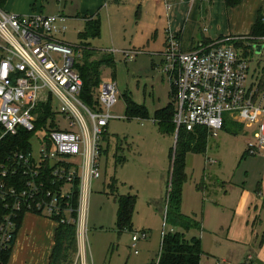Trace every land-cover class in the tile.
Returning <instances> with one entry per match:
<instances>
[{
  "label": "built area",
  "instance_id": "1",
  "mask_svg": "<svg viewBox=\"0 0 264 264\" xmlns=\"http://www.w3.org/2000/svg\"><path fill=\"white\" fill-rule=\"evenodd\" d=\"M65 19L61 14L24 15L0 8V141L31 132L26 148L0 162V249L11 248L26 213L73 225L80 236L87 232L84 209L92 180L101 176L100 137L119 89L114 79H105L98 87V109L82 100L84 82L77 68L82 46L60 38L67 31ZM243 39L221 38L185 51L181 39L169 32L159 54L160 69L171 86L177 132L206 128L217 136L227 113L252 129L246 155L256 156L264 154V60H257L250 74V59L232 44ZM257 42L264 44V36ZM141 52L132 50L124 56L133 59ZM47 93L60 101L61 108L55 110L68 128L49 118L39 120L41 95ZM147 238L145 230L132 236L135 254L137 243ZM247 264H254L252 256Z\"/></svg>",
  "mask_w": 264,
  "mask_h": 264
},
{
  "label": "rangeland",
  "instance_id": "2",
  "mask_svg": "<svg viewBox=\"0 0 264 264\" xmlns=\"http://www.w3.org/2000/svg\"><path fill=\"white\" fill-rule=\"evenodd\" d=\"M65 1H68V9L65 14L68 17L72 14L67 10L76 11L77 0H62L63 6ZM49 6L47 4L48 8ZM52 6L56 7L59 4L54 0ZM111 10L109 13L112 16V28L111 23L106 20L102 37L93 43L96 47L112 48V36L119 40L116 44L119 46L125 37L131 39L135 33V11L129 13L120 5ZM59 14L53 13L52 15ZM128 15L131 17L129 18ZM68 20L67 31L60 38L69 44L80 45L81 23L74 18L68 17ZM124 44L127 45V43ZM241 53L247 59L254 57L245 53L244 49ZM101 56L103 55L100 53L94 54L92 59L101 58ZM136 59V61L125 64L122 56L115 53L116 68L103 67L100 74L101 80L113 79L116 76L119 92L118 102L110 111L112 117L109 119L107 134L100 137L102 146V153L99 156L101 176L92 180L88 202L87 232L84 235V243L89 262L93 260L94 264H149L159 254L163 233L171 228L166 224L165 218L166 199L171 177L169 152L175 144V138L161 134L152 117L149 119L129 117L125 96H123L126 90L131 91L135 100L144 103L152 116L157 107L170 103L171 87L167 76L162 73L160 67L159 69L153 67L154 62L159 58L153 60L154 58L152 59L150 56L138 55ZM257 60L263 62L264 52L250 61V74ZM45 96L46 99L49 97ZM41 98V102H43L44 96L41 95ZM52 99L55 108H61L60 101L55 96ZM81 111L86 114L83 109ZM54 115L56 116L55 123L61 122L60 127L68 128L59 113ZM51 117L49 116V118ZM224 118L225 121L230 120L227 113H224ZM242 127L246 131L245 133L252 130L245 125ZM21 133L31 135V132L28 131ZM178 133L176 131L173 134L178 135ZM235 135L221 131L216 138L209 134L206 153L187 155V180L183 185L181 210L185 215L201 223L202 232L201 229L193 228L185 233L188 239L192 237L201 239L203 250L201 264H244V262L246 264L248 259V253L245 254L246 249L243 251L238 247L224 243L221 240V238L225 239L224 235H220V231H218L220 226L228 221L227 210L223 205L224 194L227 192L228 198H234L228 185L238 179L236 175L233 177V173L239 169L241 159L238 154L243 151L244 144L248 139L247 134ZM33 145L37 150L38 145L35 141ZM83 155L84 147L81 157ZM207 159L208 161H206ZM80 164H82V160ZM205 178L213 186L217 184L212 190L217 195L212 194L208 199L204 198ZM232 178L233 182H231ZM208 189L211 191L209 186ZM123 195L133 196L135 203L132 211L133 228L120 233L116 222L119 207L118 197ZM143 230L148 232V238L137 243L136 248L139 253L135 254L132 236ZM64 236L65 233H62L61 242H64ZM71 245L72 242L65 244L69 262L64 264H75L77 252H71ZM222 259L225 260V263Z\"/></svg>",
  "mask_w": 264,
  "mask_h": 264
},
{
  "label": "crops",
  "instance_id": "3",
  "mask_svg": "<svg viewBox=\"0 0 264 264\" xmlns=\"http://www.w3.org/2000/svg\"><path fill=\"white\" fill-rule=\"evenodd\" d=\"M52 1L54 0H7L3 9L24 15L32 13L46 15L60 13L66 18L63 21V25L66 28L69 17L80 21L82 31L85 28L87 19L98 17L101 21V33L96 39H99L102 37L106 20L111 23L112 28V16L109 11H112L113 7H119L120 5V7L127 9L129 13L134 11L136 13V29L133 37L131 39L125 37L123 43L117 46L116 44L119 40L112 36V48L110 49L94 46L93 43L96 39H92L89 48L96 51V54L104 55L109 53L114 57L115 53L120 54L125 60V64L137 60L136 57L126 59L124 56L125 52L141 50L142 52L139 55L150 56L152 59L154 58L153 60L159 58L154 62V69H159L160 67L159 54L166 48L169 32L181 39L183 50L190 51L221 38L227 41L235 37L250 38L253 26L257 21L260 19L264 22V0H239L233 5H230L227 0H77L76 11L67 10L72 14L68 15V17L65 15L66 9H68V1H65L63 6L62 0H56L57 4H59L56 7L52 6ZM47 4L51 7L49 6L48 8ZM124 43H127V45ZM254 57L249 58L250 61ZM82 59L79 63L82 62ZM114 68H116V64ZM113 79L116 81V76ZM47 95L49 96L48 101L52 102L51 107L55 114L56 108L52 99L53 96L49 93ZM125 95L130 96L138 104H144L136 101L129 90L124 92L123 96ZM44 99L43 102H46V96H44ZM165 106L157 107L152 116L149 112L155 124V112ZM230 116H228L230 120L225 122V127H230L231 131L225 128L222 131L229 132L231 135L236 134L235 136L237 134H247L248 138L251 137L252 131L245 133L246 131L240 123L238 125L241 129H238L236 133L232 132L236 131L233 125L236 122ZM49 119H52L51 123L56 121L55 115ZM107 127L104 134H107ZM159 132L175 138V144L170 148L171 151L176 146V134L162 133L160 129ZM219 134L214 137L217 138ZM244 147L243 151L238 154L241 159L239 169L233 173V177L236 175L238 179L233 184L228 185L230 192L234 194V198H228L227 192L224 194L225 202L223 205L224 209L227 210L228 221L222 224L218 231H220V235H224L225 239L220 237L224 243L238 247L243 251L246 249L247 252L245 254L248 253V257L252 256L254 264H264V154L248 156L246 155V143ZM233 180L232 178L231 182ZM206 183L208 184L206 185ZM216 185L213 186L205 178L203 188L205 199L211 197L212 194L214 196L217 195L216 192H212ZM208 186L211 191H209ZM87 210L88 204L84 209L86 224ZM58 227L59 224L53 218L35 213L24 214L19 222L11 246L8 264H50L56 244ZM76 236L77 253L75 264H94L93 260L89 262L84 236H80L78 233ZM222 260L225 263V260Z\"/></svg>",
  "mask_w": 264,
  "mask_h": 264
},
{
  "label": "trees",
  "instance_id": "4",
  "mask_svg": "<svg viewBox=\"0 0 264 264\" xmlns=\"http://www.w3.org/2000/svg\"><path fill=\"white\" fill-rule=\"evenodd\" d=\"M239 0H227L230 5L237 3ZM7 0H0V8H3ZM101 33L100 19H87L84 30L80 33V45L82 46L83 59L82 65L77 64L78 70L83 78V89L80 97L89 106L98 109V87L101 80L102 67H115L116 60L112 54H104L101 58L92 59L96 51L89 48L90 41L96 39ZM251 37L245 40L233 41L232 44L245 53L252 56L259 55L256 53L254 45H257V38L264 36V22L260 19L253 26ZM256 40L252 41V38ZM85 46H84V45ZM89 49V50H87ZM93 51V52H90ZM243 55V54H242ZM257 61L255 62V64ZM172 100V93H171ZM127 115L129 117H139L149 119L148 108L144 104H138L130 96L125 95ZM52 102L39 103V120L43 122L48 116L54 115L52 111ZM175 107L172 102L159 109L154 114V119L162 133L173 134L176 126L173 122ZM237 132L241 127L238 121L233 120ZM226 122V121H225ZM232 124V123H231ZM228 131L231 128L225 127ZM175 131V132H174ZM208 130L206 128H196L195 131L189 132L181 128L178 133L176 146L170 151L171 177L166 199V218L165 222L170 225L169 231L163 233L162 243L159 254L149 264H200L202 258V243L198 237L186 238V232L193 228L201 229V223L187 215L182 210L183 185L187 180L186 158L189 153H205L208 146ZM30 135L20 133L17 136H6L0 141V162L4 160L12 151L24 149L29 143ZM122 161V160H121ZM74 205L78 203V191L74 199ZM135 198L131 195L118 197V215L117 227L122 233L127 229H132V211ZM181 229V230H180ZM62 233H65L64 242L60 241ZM76 229L73 225L59 223L56 233V244L51 256L50 264H64L69 262V255L65 246L66 242H72L71 252H77ZM11 254V248L0 249V264H8Z\"/></svg>",
  "mask_w": 264,
  "mask_h": 264
},
{
  "label": "water",
  "instance_id": "5",
  "mask_svg": "<svg viewBox=\"0 0 264 264\" xmlns=\"http://www.w3.org/2000/svg\"><path fill=\"white\" fill-rule=\"evenodd\" d=\"M254 48H255L256 53L260 54L262 50L264 49V44L254 45ZM177 139H178V135H176V142H177Z\"/></svg>",
  "mask_w": 264,
  "mask_h": 264
}]
</instances>
